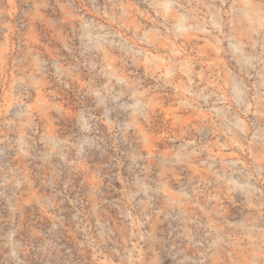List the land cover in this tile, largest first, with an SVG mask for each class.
<instances>
[{"label": "rangeland", "instance_id": "374dc122", "mask_svg": "<svg viewBox=\"0 0 264 264\" xmlns=\"http://www.w3.org/2000/svg\"><path fill=\"white\" fill-rule=\"evenodd\" d=\"M0 264H264V0H0Z\"/></svg>", "mask_w": 264, "mask_h": 264}]
</instances>
